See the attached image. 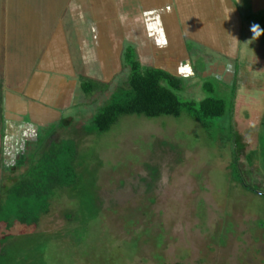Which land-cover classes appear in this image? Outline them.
<instances>
[{
  "label": "rangeland",
  "instance_id": "obj_1",
  "mask_svg": "<svg viewBox=\"0 0 264 264\" xmlns=\"http://www.w3.org/2000/svg\"><path fill=\"white\" fill-rule=\"evenodd\" d=\"M213 3L218 16L231 18L229 55L186 41L192 75L178 76L180 100L226 101L225 115L206 127L185 113L134 115L97 132L94 117L127 85L126 48L151 67L141 54L144 34L129 28L125 17L123 32L106 34L120 37V55L111 54L120 42L108 40L103 51L88 32L86 49H72L74 75L71 67L62 72L75 83L70 96L49 104L45 90L28 100L46 112L32 128V113L8 93L28 99L24 85L36 82L39 59L32 51L2 66L10 85L4 116L16 128L9 137L0 135V206L14 185L32 180L36 163L60 142L76 144L78 179L51 189L49 208L37 220L0 223V264H264V44L256 29L240 23L235 0ZM254 9L263 10L264 0H254ZM79 76L108 82L109 90L90 101ZM207 81L212 92L203 89ZM235 158L259 195L234 183Z\"/></svg>",
  "mask_w": 264,
  "mask_h": 264
},
{
  "label": "crops",
  "instance_id": "obj_2",
  "mask_svg": "<svg viewBox=\"0 0 264 264\" xmlns=\"http://www.w3.org/2000/svg\"><path fill=\"white\" fill-rule=\"evenodd\" d=\"M215 8L219 9L213 0H0V81L4 103L9 94L24 113L29 110V128L39 117L46 118V112L33 109L28 100L45 90L49 104H60V100L70 96L75 83L66 81L62 72L71 67L74 75L72 49H86L90 42V38L89 42L85 38L88 32L95 34L94 41L103 51L108 40L120 42L111 53L114 57L120 55L122 40L106 34L123 32L124 17L129 28L137 26L144 34L146 49L141 54L150 59L151 67L191 76L186 41L229 55L231 18L218 16ZM32 51L39 61L36 82L24 85L23 93L28 99L7 94L10 85H5L2 66L18 64L16 60L21 55L28 57ZM15 128L4 116V135L11 136Z\"/></svg>",
  "mask_w": 264,
  "mask_h": 264
},
{
  "label": "trees",
  "instance_id": "obj_3",
  "mask_svg": "<svg viewBox=\"0 0 264 264\" xmlns=\"http://www.w3.org/2000/svg\"><path fill=\"white\" fill-rule=\"evenodd\" d=\"M235 8L241 9L240 23L256 29L264 44V9L256 11L254 0H235ZM123 57L130 68L127 85L117 90L102 110L94 117L93 124L99 134L108 132L122 116H144L150 119L160 117H180L183 113L206 127L208 120L221 118L227 110L225 100L208 96L200 102L182 101L178 92L184 88L183 81L175 74L156 67H143L137 59L135 49L126 48ZM79 85L86 99L105 94L109 90L108 82L79 76ZM206 92H212L210 82L203 84ZM4 87L0 81V135L4 132ZM264 151V144L262 146ZM261 148V149H262ZM262 151V152H263ZM264 153V152H263ZM76 144L63 141L53 146L49 154L42 157L34 166L32 180L20 181L6 195L0 206V223L10 220H37L47 212L48 197L51 189L70 187L77 183L75 168ZM235 158L233 181L245 191L259 195L256 187L247 185L237 168ZM264 197V195L260 194Z\"/></svg>",
  "mask_w": 264,
  "mask_h": 264
}]
</instances>
